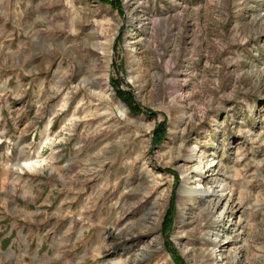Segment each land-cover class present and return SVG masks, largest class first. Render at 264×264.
Masks as SVG:
<instances>
[{
	"label": "rangeland",
	"instance_id": "374dc122",
	"mask_svg": "<svg viewBox=\"0 0 264 264\" xmlns=\"http://www.w3.org/2000/svg\"><path fill=\"white\" fill-rule=\"evenodd\" d=\"M213 262L264 264V0H0V264Z\"/></svg>",
	"mask_w": 264,
	"mask_h": 264
},
{
	"label": "bare ground",
	"instance_id": "6f19581e",
	"mask_svg": "<svg viewBox=\"0 0 264 264\" xmlns=\"http://www.w3.org/2000/svg\"><path fill=\"white\" fill-rule=\"evenodd\" d=\"M182 160L184 165H186V169H183L182 172V188L180 195L197 198L206 202L209 206V210L214 211L224 200V194H222L224 190L221 184L215 186L217 184H215L217 164L211 162L206 163L203 157H194L191 155L185 156ZM192 162L195 163L191 165ZM212 247L213 251H210V257L216 262H220L223 259L222 257L230 251L228 247H219V250H217L218 248H216L214 244ZM214 263L215 262H213V264Z\"/></svg>",
	"mask_w": 264,
	"mask_h": 264
},
{
	"label": "trees",
	"instance_id": "16d2710c",
	"mask_svg": "<svg viewBox=\"0 0 264 264\" xmlns=\"http://www.w3.org/2000/svg\"><path fill=\"white\" fill-rule=\"evenodd\" d=\"M117 8H119V4H118ZM114 86H115L114 88H115L117 96L119 98H121L122 100H126L125 97L126 96H130V94L128 92H123V91L120 90L118 82H116V84H114Z\"/></svg>",
	"mask_w": 264,
	"mask_h": 264
},
{
	"label": "built area",
	"instance_id": "2783aa9c",
	"mask_svg": "<svg viewBox=\"0 0 264 264\" xmlns=\"http://www.w3.org/2000/svg\"><path fill=\"white\" fill-rule=\"evenodd\" d=\"M130 24H131L132 26H135V27H134L135 29H138V28H136V25H134V21H131Z\"/></svg>",
	"mask_w": 264,
	"mask_h": 264
}]
</instances>
